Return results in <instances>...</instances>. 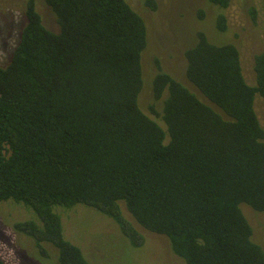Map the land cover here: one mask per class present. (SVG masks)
I'll list each match as a JSON object with an SVG mask.
<instances>
[{
	"label": "trees",
	"instance_id": "obj_1",
	"mask_svg": "<svg viewBox=\"0 0 264 264\" xmlns=\"http://www.w3.org/2000/svg\"><path fill=\"white\" fill-rule=\"evenodd\" d=\"M43 2L59 30L46 25L38 0H26L20 37L0 65V201L35 213L16 230L43 253L53 245L59 264H92L58 211L81 204L113 219L135 247L144 236L133 220L166 235L185 264H264L242 209L264 211L255 109L257 96L264 100V50L250 84L239 46L198 30L183 51L188 83L155 59L154 117L140 105L147 24L129 1ZM209 2L216 30L227 31L222 10L231 0Z\"/></svg>",
	"mask_w": 264,
	"mask_h": 264
},
{
	"label": "rangeland",
	"instance_id": "obj_2",
	"mask_svg": "<svg viewBox=\"0 0 264 264\" xmlns=\"http://www.w3.org/2000/svg\"><path fill=\"white\" fill-rule=\"evenodd\" d=\"M25 1L0 0V65L8 63L20 37L26 20ZM128 1L143 16L148 30V45L143 54L146 85L140 96V105L146 113L156 117L148 108L155 59L159 58L167 71L186 82L184 47L194 41L195 32L200 29L208 32L212 42L236 43L241 51L244 75L250 84L254 83V55L264 50V0H231L230 6L222 10L229 24L225 32L216 30L218 9L209 0H155L156 9L150 7L148 0ZM38 10L49 28L59 30L51 9L43 0H38ZM203 10L204 16L201 15ZM255 109L264 127L261 96L256 98ZM158 121L163 124L161 119ZM122 206L133 220L124 203ZM242 209L253 227V239L264 248V211L246 204ZM58 211L66 237L82 248L92 264H185V260L173 251L166 235L152 232L135 220V226L144 236L143 243L137 247L113 219L95 208L79 204ZM34 218V211L24 204L0 201V258L8 264H59L53 245L45 244L47 250L43 253L31 237L16 230V223Z\"/></svg>",
	"mask_w": 264,
	"mask_h": 264
}]
</instances>
